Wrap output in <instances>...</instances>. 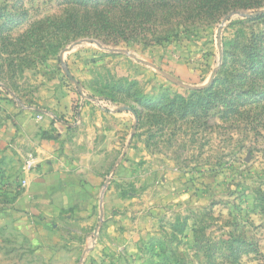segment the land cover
Returning <instances> with one entry per match:
<instances>
[{"label":"rangeland","instance_id":"374dc122","mask_svg":"<svg viewBox=\"0 0 264 264\" xmlns=\"http://www.w3.org/2000/svg\"><path fill=\"white\" fill-rule=\"evenodd\" d=\"M153 3L0 0V101L82 138L28 202L0 144V264H264V0Z\"/></svg>","mask_w":264,"mask_h":264},{"label":"crops","instance_id":"0c3cea01","mask_svg":"<svg viewBox=\"0 0 264 264\" xmlns=\"http://www.w3.org/2000/svg\"><path fill=\"white\" fill-rule=\"evenodd\" d=\"M0 102V105L10 108H5L6 112L3 110L0 112V144L5 145V142H8L12 136L14 140L11 148L9 144H6L7 147L3 150L7 149V151H5L3 156H8L10 154L9 151L12 150L16 153L15 158L17 160L26 162L27 167H30L31 170L26 168L28 188L22 193L20 202L33 201L34 198H38V194H40L38 188L43 187L40 186L42 183L54 182L57 178L63 180L73 170V163H79L82 138L80 134H74L75 132L70 130L74 129L70 123H64L62 120H58L56 117L46 113H38L37 116L27 111L19 113L18 110H14L11 106L9 107L6 101ZM66 103L67 101H64V104ZM13 112H16L15 119L18 123L15 137L14 133H8L11 128H6L5 126L8 121L7 114ZM93 114H95V118H99L98 112ZM86 116L89 115L83 113L80 119H83L84 122V117ZM101 118L102 115H100V121L97 120L87 127L86 133L88 135L84 137L85 140L83 142L91 144L93 149L100 147V142L103 141L105 135L112 140L110 143L113 147L115 143L113 137L118 133L114 129L106 132ZM70 145L76 147L75 151L70 149ZM3 167L4 169L6 168L5 166ZM45 190H48V188L45 187Z\"/></svg>","mask_w":264,"mask_h":264},{"label":"trees","instance_id":"16d2710c","mask_svg":"<svg viewBox=\"0 0 264 264\" xmlns=\"http://www.w3.org/2000/svg\"><path fill=\"white\" fill-rule=\"evenodd\" d=\"M90 0H85V2H88ZM105 1V5L104 7L108 10H111V11H115L116 9L122 11L125 13L124 16H122L123 19L125 20H129L131 21L132 20V14L133 13H136L135 10H132V8L134 7V9L136 7H141L144 11L145 10H150V7H149V0H104ZM179 0H154V3L152 4V9L153 8H156V7H161V6H168L170 4H173L175 2H177ZM100 5H101V2H100ZM105 9V10H106ZM138 13V12H137ZM105 14H107V17H104V21L105 23L102 25L103 29H106V28H109L113 25V21L114 19L110 18L109 16V12H105ZM151 13H149L150 15ZM139 16L141 17H145L146 15H141L139 13ZM148 37H146L145 35H143V40L145 42H150L151 40L153 39H149L147 40ZM256 45V44H255ZM258 46V45H256Z\"/></svg>","mask_w":264,"mask_h":264},{"label":"water","instance_id":"95a60500","mask_svg":"<svg viewBox=\"0 0 264 264\" xmlns=\"http://www.w3.org/2000/svg\"><path fill=\"white\" fill-rule=\"evenodd\" d=\"M236 15H239V14L236 13ZM228 18H229V16L225 17L224 21H226V19H228ZM64 73H65V75L67 76V78H68V79H69L74 85H77V84L75 83V81L72 79L71 75L69 74V72H68L67 70H64Z\"/></svg>","mask_w":264,"mask_h":264},{"label":"built area","instance_id":"2783aa9c","mask_svg":"<svg viewBox=\"0 0 264 264\" xmlns=\"http://www.w3.org/2000/svg\"><path fill=\"white\" fill-rule=\"evenodd\" d=\"M38 119H40V118L38 117Z\"/></svg>","mask_w":264,"mask_h":264}]
</instances>
